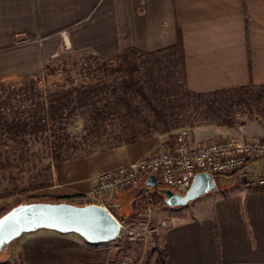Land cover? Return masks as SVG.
<instances>
[{
  "label": "crops",
  "instance_id": "obj_1",
  "mask_svg": "<svg viewBox=\"0 0 264 264\" xmlns=\"http://www.w3.org/2000/svg\"><path fill=\"white\" fill-rule=\"evenodd\" d=\"M178 29L189 91L264 86V0H0V78L39 74L64 48L101 58L125 50L167 51L177 44ZM191 136L194 142L259 139L264 121L238 129L215 127L203 139L192 131ZM163 141L152 137L111 148L81 159L79 169L64 165L67 173L58 179L69 186L57 192L90 196L99 174L160 152ZM245 173L264 175V158L250 160ZM226 179L223 188L182 207L144 211L142 205L138 211L133 187L103 199L118 221H168L158 229L160 251L170 264H264V186L244 188L238 175ZM6 204L0 201V211ZM112 244H89L74 233L41 229L23 234L14 247L21 264H133ZM157 257L145 264H160Z\"/></svg>",
  "mask_w": 264,
  "mask_h": 264
},
{
  "label": "trees",
  "instance_id": "obj_2",
  "mask_svg": "<svg viewBox=\"0 0 264 264\" xmlns=\"http://www.w3.org/2000/svg\"><path fill=\"white\" fill-rule=\"evenodd\" d=\"M177 38V44L167 51L125 50L108 58L98 57L88 75L68 87L41 90L38 82L45 77L41 73L3 76L0 78V139L46 136L51 138L48 143L53 161L58 162L94 144L107 150L157 134H170L181 127L179 122L191 128L204 123L233 127L236 104H250L252 99H258L261 94L258 96L256 91L263 92L264 86L250 83L207 93L189 91L184 80L179 29ZM163 54L171 64L178 66L182 75L179 85L168 84L160 76L166 69L160 66L157 58ZM147 59L155 61L150 63L145 61ZM47 68L44 66V70ZM75 120L82 123L80 133L68 129ZM113 121L118 122L114 127ZM70 137L72 142H69ZM65 140L68 146L62 149ZM68 150L71 153L64 158L63 153ZM90 151L79 156L91 154ZM149 191L151 199L147 205L152 208L165 206L161 191L151 188ZM82 196L53 200L31 198L23 202L74 203V198ZM157 262L170 264L164 251L158 253Z\"/></svg>",
  "mask_w": 264,
  "mask_h": 264
},
{
  "label": "rangeland",
  "instance_id": "obj_3",
  "mask_svg": "<svg viewBox=\"0 0 264 264\" xmlns=\"http://www.w3.org/2000/svg\"><path fill=\"white\" fill-rule=\"evenodd\" d=\"M177 54L178 53H176V56H178ZM97 58L98 56L90 53V51H73L68 48L59 50L58 53L51 57L48 62L44 63L42 67L40 73L44 74L45 77L41 82H38L41 87L40 89L47 91L49 89L68 87L78 83L88 75L89 71H91L94 66H96V62H98ZM145 61L153 63L155 60L147 59ZM157 61L161 63V67L166 69V71H161L160 76L162 79H165L168 84L179 85L178 81L182 79V75L178 66H175L173 63L171 64L170 59L164 54L160 55ZM46 65L48 68L44 70V66ZM263 92L259 90L256 91L258 96L259 94L261 95L258 99H252L250 104H236L234 107L233 121L235 124L233 127L204 123L191 128L185 122H179L181 127L170 134H157L154 135V137H161V139L164 140L163 143L168 144V140L173 138L178 130L182 128L196 133L198 138L203 139V137L209 136L214 131L215 127L238 129V127L246 122H262L264 121ZM115 124H118V122L113 121V127ZM81 128L82 123L79 120H75L68 129L72 131V133H80ZM50 140L51 138H47L46 136H25L24 139L18 138L14 140L0 139V201H6L8 203L5 208L0 211V214L18 203L31 198L53 200L60 197V193L57 191L69 186L67 181L60 184L58 179V175L63 173L65 177L67 173L64 165L76 164V168L79 169L81 159L106 150H102L104 146L94 144L91 148L86 147L82 151L75 152L69 156V158H65V156L68 157L71 153V150H68L63 153L64 160L54 162L52 158L53 153L49 147ZM72 140V137H70L69 142H72ZM89 140L87 142H90ZM67 146V141H63L62 149H65ZM88 149L91 150V154L79 156L80 153L82 154V152L88 151ZM237 175L238 174L214 176L216 188H223L227 181L226 178H232ZM46 185H49V187L46 188ZM160 186L167 188L163 185ZM149 189L150 188L147 187L145 190L149 191ZM136 190L140 192L138 189ZM11 193L13 194L9 195ZM96 200L97 199L93 198L91 195H83V197L74 198L73 202L77 204H86L93 203V201ZM102 202L112 211L109 202H106L104 199H102ZM140 206L138 205V211H141ZM126 207L128 209L127 214H129L131 210L128 204H124L122 208L125 210ZM163 207L169 206L165 204ZM143 210L145 211L144 206ZM145 219H147V216H145ZM119 222L122 226L120 234L116 240L110 243H113L112 246L114 250L121 258L133 264H144L146 260H149L154 254H158L160 251L159 239L162 237L160 230L161 221ZM158 226L160 229H158ZM14 242L11 245L10 251L3 254L0 259V264H21L18 252L15 251L16 246L14 247Z\"/></svg>",
  "mask_w": 264,
  "mask_h": 264
},
{
  "label": "built area",
  "instance_id": "obj_4",
  "mask_svg": "<svg viewBox=\"0 0 264 264\" xmlns=\"http://www.w3.org/2000/svg\"><path fill=\"white\" fill-rule=\"evenodd\" d=\"M261 158H264V136L252 140L224 137L194 142L190 130L182 128L160 152L99 174L91 196L99 201L97 204L111 210L102 202L104 195L123 187H133L140 191L136 207L143 205L149 210L152 207L147 202L151 199V193L145 190L144 181L151 174L159 185L178 193H185L195 175L203 172L213 177L238 174L244 188H258L264 186V175L248 176L245 168L250 160ZM160 223L162 229L168 226V221Z\"/></svg>",
  "mask_w": 264,
  "mask_h": 264
},
{
  "label": "water",
  "instance_id": "obj_5",
  "mask_svg": "<svg viewBox=\"0 0 264 264\" xmlns=\"http://www.w3.org/2000/svg\"><path fill=\"white\" fill-rule=\"evenodd\" d=\"M144 184L161 191L165 204L173 208L186 206L216 188L214 177L207 172L196 174L185 193L160 188L153 174L146 177ZM41 229L63 235L74 233L89 244H101L118 238L121 223L102 204L21 202L0 215V259L23 234Z\"/></svg>",
  "mask_w": 264,
  "mask_h": 264
}]
</instances>
